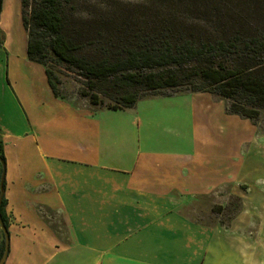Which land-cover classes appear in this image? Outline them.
Wrapping results in <instances>:
<instances>
[{"label":"crops","instance_id":"1","mask_svg":"<svg viewBox=\"0 0 264 264\" xmlns=\"http://www.w3.org/2000/svg\"><path fill=\"white\" fill-rule=\"evenodd\" d=\"M3 30L4 264H264V219L249 227L253 212L263 215L260 208L245 214L243 200L228 226L195 224L179 199L167 197L207 195L227 184L239 193L240 183L255 172V126L244 119L246 139L232 129L199 136L196 143L208 147L215 163L210 158L204 164L199 153L136 152L124 169L102 164L93 115L104 107L55 97L44 67L27 57L25 31L14 37L9 27ZM194 95L207 110L199 108L197 119L209 122L218 109V117L236 122L223 101ZM245 144L248 158L241 154L238 162L225 164L233 154L228 148L241 151Z\"/></svg>","mask_w":264,"mask_h":264},{"label":"trees","instance_id":"2","mask_svg":"<svg viewBox=\"0 0 264 264\" xmlns=\"http://www.w3.org/2000/svg\"><path fill=\"white\" fill-rule=\"evenodd\" d=\"M68 1L20 0L27 57L44 67L55 97L65 99L56 74L61 66L81 79L79 95L95 106L123 110L145 97L203 92L223 101L226 114L246 119L264 133V23L209 19L203 26H184L164 14L141 26L100 28L84 42L65 29ZM235 15L228 18L235 20ZM87 44L95 46L97 56L83 53ZM3 169L0 141V177ZM234 199L240 211L242 199ZM4 205L3 195L0 217L8 234ZM4 245L2 231L0 258Z\"/></svg>","mask_w":264,"mask_h":264},{"label":"rangeland","instance_id":"3","mask_svg":"<svg viewBox=\"0 0 264 264\" xmlns=\"http://www.w3.org/2000/svg\"><path fill=\"white\" fill-rule=\"evenodd\" d=\"M65 29L76 40L86 42L90 40L100 28L124 27L125 25H143L158 21L164 14H170L182 21L184 26H203L211 19L220 22H234L238 24L264 23V0H69L65 6ZM230 13H236V19L228 18ZM227 14V15H226ZM218 15L221 19L216 16ZM0 39L4 27H9L14 37L24 30L21 23L20 0H2L0 12ZM96 38L98 36L96 35ZM84 54L97 56L94 45H88ZM0 55L5 51L0 48ZM3 68V67H2ZM1 68V69H2ZM56 74L61 79L60 90L68 100H88L79 95L81 79L56 66ZM5 73V69L3 70ZM0 84V99L1 96ZM211 96V95H210ZM211 98L215 100L212 96ZM199 99L193 92H178L171 95H157L141 98L135 106L124 110L98 109L94 113L97 121L98 149L101 153V163L124 169L128 167L130 159L136 152H156L164 154L197 155L203 154L204 164L214 156L208 147L196 143L199 136L208 137L215 132L222 134L230 129L248 137L247 122L236 117L233 123L218 117L219 112L212 110L213 120H201L195 117V112L206 107L200 105ZM201 100V99H200ZM219 101V100H215ZM195 105V110H193ZM199 112V111H198ZM256 134L259 146L251 150V169L255 167L247 183H240L239 193L227 184L215 189L207 195H187L172 193L167 197L177 198L179 208H188L195 224H219L228 226L230 221L240 212L236 210L234 196L245 201V214L253 212L250 228H255L264 219V133L260 130ZM247 144L240 151L238 148H228L231 156L225 159V164L231 165L244 157ZM206 148V150H205ZM207 154L211 155L208 156ZM230 155V153H228ZM216 160L218 158L215 157ZM215 163L213 158L210 159ZM262 176L256 182L252 177ZM255 181V182H254ZM253 182V183H252ZM258 206V207H256ZM221 209H218V208ZM252 208V210H251ZM191 215V216H192ZM263 225V224H262ZM261 227V226H259Z\"/></svg>","mask_w":264,"mask_h":264},{"label":"water","instance_id":"4","mask_svg":"<svg viewBox=\"0 0 264 264\" xmlns=\"http://www.w3.org/2000/svg\"><path fill=\"white\" fill-rule=\"evenodd\" d=\"M1 5H2V0H0V12H1ZM4 174H5V170L3 169L2 173H1V177H0V204H1L2 197L4 195V191L2 189ZM0 227H1L2 231L4 232V236H5L4 251H3V254L0 258V264H4L5 259H6L7 254H8V234H7L5 226L3 225L1 217H0Z\"/></svg>","mask_w":264,"mask_h":264}]
</instances>
